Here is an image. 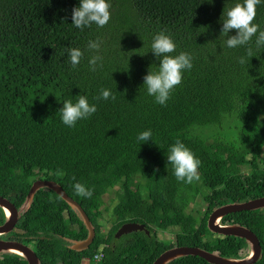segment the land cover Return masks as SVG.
<instances>
[{
	"label": "trees",
	"instance_id": "obj_1",
	"mask_svg": "<svg viewBox=\"0 0 264 264\" xmlns=\"http://www.w3.org/2000/svg\"><path fill=\"white\" fill-rule=\"evenodd\" d=\"M109 2L108 24L81 31L71 24L80 0H0V196L19 207L33 181L53 180L95 229L87 250H70L63 238L83 240L87 231L59 196L41 189L2 238L31 247L41 264H79L99 252L104 257L98 264H152L175 246L244 257L245 240L213 234L206 225L220 205L264 197V48L257 50L255 36L251 45L227 48L228 37L220 35L227 9L242 0ZM253 22L264 30V0ZM161 31L177 46L170 55L183 51L193 57L192 69L184 71L164 106L143 86L148 71L158 70L151 43ZM235 34L230 30L228 36ZM98 38L103 67L93 72L88 60L96 53L87 45ZM249 46L255 56L242 65L238 60ZM67 48L84 53L75 69ZM101 89L116 99H94ZM78 95L87 96L97 111L70 128L59 109L65 100L75 103ZM146 130L151 140L138 141ZM222 130L235 137L223 138ZM177 140L201 161L199 181L176 180L167 156ZM76 183L92 190V196L77 195ZM115 187L114 224L103 233V197ZM198 200L205 205L201 218L188 212ZM127 222L143 224L149 233L116 239ZM221 222L256 234L262 254L255 264H264V209L228 214ZM170 228H177L172 241L157 237L158 230ZM0 264L27 263L1 254ZM170 264L208 263L187 256Z\"/></svg>",
	"mask_w": 264,
	"mask_h": 264
},
{
	"label": "clouds",
	"instance_id": "obj_2",
	"mask_svg": "<svg viewBox=\"0 0 264 264\" xmlns=\"http://www.w3.org/2000/svg\"><path fill=\"white\" fill-rule=\"evenodd\" d=\"M208 2L211 3V0ZM261 2L262 0H242V3L238 2L227 9L220 32V35L228 37L224 41L227 48L251 45L254 36L257 50L264 48V30H260V26L253 22L256 17V8ZM111 7L109 0H80L79 7L72 9L71 24L81 31L92 24H95L97 28H103L111 19ZM230 30H235L236 34L228 36ZM102 44L103 41L99 38L88 42L87 49L96 53L88 60L90 71L95 72L98 67H103V57L98 54ZM176 47L171 36L165 31L153 36L151 52L159 60V65L157 71L149 70L143 77V86L146 88L147 95L154 97L155 103L162 106L166 105L171 93L182 83L184 71L191 70L193 67V57L190 53L182 51L178 55H170L176 51ZM66 51L71 67L75 69L80 64L84 53L78 48H67ZM253 56L255 54L249 46L246 49V57H240L238 62L248 65L249 58ZM94 99L114 101L116 96L108 89H101L99 96ZM96 111V105L90 104L85 95H78L75 103L71 99L63 101V106L59 109L62 123L70 128L74 127L77 121L88 119ZM151 137V130H146L140 132L137 139L147 142L151 140ZM167 161L172 166L177 181L191 184L200 180L198 169L201 161L179 140L170 146ZM73 187L79 196L86 198L92 196V190L86 189L80 183L74 184Z\"/></svg>",
	"mask_w": 264,
	"mask_h": 264
},
{
	"label": "water",
	"instance_id": "obj_3",
	"mask_svg": "<svg viewBox=\"0 0 264 264\" xmlns=\"http://www.w3.org/2000/svg\"><path fill=\"white\" fill-rule=\"evenodd\" d=\"M41 189L50 190L59 196L77 215L87 231V236L83 240L63 238L64 241L68 243L69 249L80 253L87 250L91 245L95 236V229L81 206L70 198L57 182L53 180L38 179L31 184L24 201L19 207H16L9 199L0 196V210L4 215V221L0 224V255H15L24 260L27 264H41L31 247L19 241L1 238L2 236H7L15 229L22 213L27 212L30 209L35 194ZM263 209L264 197H260L244 202L220 205L216 207L207 218L206 225L209 232L224 237L231 236L245 240L248 250L244 257L227 258L219 255L218 253L208 252L198 247L175 246L163 251L152 264H170L177 259L187 256H197L202 258L208 264H255L260 259L262 254L260 241L256 234L245 226L237 224H223L221 221L228 214ZM142 231L146 234L149 233L144 225L134 222L124 223L116 231L114 237L118 239L123 235Z\"/></svg>",
	"mask_w": 264,
	"mask_h": 264
},
{
	"label": "rangeland",
	"instance_id": "obj_4",
	"mask_svg": "<svg viewBox=\"0 0 264 264\" xmlns=\"http://www.w3.org/2000/svg\"><path fill=\"white\" fill-rule=\"evenodd\" d=\"M223 132H224L223 130L219 132V134H222L223 138L233 139L235 137V136H233V137L230 136L228 132H224V133ZM207 137H208L207 138L208 143L213 142L212 137H209V136H207ZM116 191H117V187H115L109 193L105 194L103 197L105 203H104V206L101 208L102 216L100 217V225L102 227L101 231L103 233H107V231H109L114 224L113 208H114L115 204L117 203ZM191 210L189 209L188 212L189 213L191 212L194 216L201 218L203 216L204 211H205V205L203 202H199V200H198V203L193 204L191 206ZM176 231H177V228H170L166 232H164L162 230H158L157 231V237L162 241H172L174 239Z\"/></svg>",
	"mask_w": 264,
	"mask_h": 264
},
{
	"label": "built area",
	"instance_id": "obj_5",
	"mask_svg": "<svg viewBox=\"0 0 264 264\" xmlns=\"http://www.w3.org/2000/svg\"><path fill=\"white\" fill-rule=\"evenodd\" d=\"M103 257L104 254L102 252H99L95 254L91 260L88 258H84L79 264H98L103 259Z\"/></svg>",
	"mask_w": 264,
	"mask_h": 264
},
{
	"label": "flooded vegetation",
	"instance_id": "obj_6",
	"mask_svg": "<svg viewBox=\"0 0 264 264\" xmlns=\"http://www.w3.org/2000/svg\"><path fill=\"white\" fill-rule=\"evenodd\" d=\"M38 179H43V177H40V178H38ZM38 179H36V180H38ZM43 180H45V179H43ZM34 182V181H33ZM32 182V183H33ZM127 223H129V222H127ZM141 225H143V224H141ZM145 227V226H144ZM2 238V237H1ZM119 239V238H118ZM11 240V239H10Z\"/></svg>",
	"mask_w": 264,
	"mask_h": 264
}]
</instances>
